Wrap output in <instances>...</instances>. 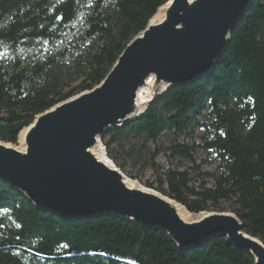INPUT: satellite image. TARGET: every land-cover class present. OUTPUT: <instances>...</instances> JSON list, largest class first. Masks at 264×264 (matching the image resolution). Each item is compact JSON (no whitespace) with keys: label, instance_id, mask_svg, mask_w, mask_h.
Returning <instances> with one entry per match:
<instances>
[{"label":"trees","instance_id":"1","mask_svg":"<svg viewBox=\"0 0 264 264\" xmlns=\"http://www.w3.org/2000/svg\"><path fill=\"white\" fill-rule=\"evenodd\" d=\"M167 1L0 0V140L16 143L36 115L100 84ZM77 35L70 50L59 51ZM89 43L94 49L84 53ZM36 51L45 57H24ZM62 66L68 68L67 79ZM72 75L81 82L70 88ZM205 110L209 118L203 125L210 138L204 137L202 145L175 140L168 151L195 163L197 147L212 150L223 168L213 187H190L188 170L166 171L165 189L163 184L146 186L196 213L209 204L232 202L245 231L264 242V0H252L209 73L170 88L142 118L106 133L108 156L126 172L132 153L116 152L113 145L128 138L179 137ZM157 156L152 154V166ZM126 173L136 179L132 171ZM0 209L5 211L0 215V264H256L249 252L218 233L204 244L180 249L164 229L113 214L67 218L38 209L2 178Z\"/></svg>","mask_w":264,"mask_h":264},{"label":"water","instance_id":"2","mask_svg":"<svg viewBox=\"0 0 264 264\" xmlns=\"http://www.w3.org/2000/svg\"><path fill=\"white\" fill-rule=\"evenodd\" d=\"M252 0H168L137 34L103 81L34 117L16 143L0 140V178L36 208L67 218L113 214L164 229L180 249L215 233L264 264V242L232 211L191 212L186 205L126 175L103 136L142 118L170 88L209 73ZM149 98L141 104V92ZM185 208L198 216L185 218Z\"/></svg>","mask_w":264,"mask_h":264},{"label":"rangeland","instance_id":"3","mask_svg":"<svg viewBox=\"0 0 264 264\" xmlns=\"http://www.w3.org/2000/svg\"><path fill=\"white\" fill-rule=\"evenodd\" d=\"M110 11V7H108ZM83 20V18L81 19ZM79 35L76 37L68 38L62 45L59 46V51L70 50L72 46L78 41ZM94 49V43H89L83 47L84 53L92 51ZM54 55H57L54 54ZM24 57H34L33 61H37L39 57H45L40 51L27 53ZM74 57V55H73ZM62 76L69 78L67 67L59 69ZM68 81V80H67ZM81 79L77 76H70L69 83L70 88L78 85ZM209 113L205 110L200 117L197 118V123L187 133L175 137L172 134H165L161 136L159 140L146 141L145 139H132L128 138L123 140L120 145H113L116 148V152L130 151L132 158L126 161V170L132 171L133 175L143 185L150 183L157 187L159 184H163V188H167L166 179L163 174L168 170L173 171H185L188 170L191 175L190 187L196 191H201L202 186L206 185L208 188L213 187L215 177L223 173V168L220 162L217 160V156L212 150L204 147H197L195 151V163L188 162L184 159L172 156L168 147H170L174 141H179L188 145H202L204 143L203 138H210V135L205 131L203 123H208ZM153 153H158L154 162L156 166H152L151 157ZM126 171V172H127ZM126 175L127 173L123 171ZM209 174V175H208ZM235 208L232 202H221L218 206L209 204L206 211L208 212H228L233 211ZM5 213L0 209V215ZM196 216V215H195ZM199 216V215H198ZM3 239V232L0 228V241Z\"/></svg>","mask_w":264,"mask_h":264},{"label":"bare ground","instance_id":"4","mask_svg":"<svg viewBox=\"0 0 264 264\" xmlns=\"http://www.w3.org/2000/svg\"><path fill=\"white\" fill-rule=\"evenodd\" d=\"M148 98H149L148 90L145 88V90L143 89L141 92V96H140L141 104H145L148 101ZM180 210H181L182 215L189 220L198 217V216L193 215L192 213H190L183 207H180Z\"/></svg>","mask_w":264,"mask_h":264},{"label":"snow or ice","instance_id":"5","mask_svg":"<svg viewBox=\"0 0 264 264\" xmlns=\"http://www.w3.org/2000/svg\"><path fill=\"white\" fill-rule=\"evenodd\" d=\"M67 245H65V247H66Z\"/></svg>","mask_w":264,"mask_h":264}]
</instances>
